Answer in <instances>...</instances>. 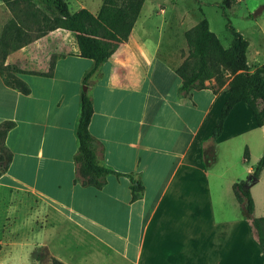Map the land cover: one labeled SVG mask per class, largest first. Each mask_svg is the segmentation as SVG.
Masks as SVG:
<instances>
[{
    "label": "crops",
    "instance_id": "obj_1",
    "mask_svg": "<svg viewBox=\"0 0 264 264\" xmlns=\"http://www.w3.org/2000/svg\"><path fill=\"white\" fill-rule=\"evenodd\" d=\"M146 3L127 40L87 81L93 60L79 56L73 32L40 34L41 25L30 19L23 41L7 35L4 59L0 53V129L5 121L13 126L0 138L11 154L0 177V235L9 232L4 223L18 231L40 206L46 223L69 240L54 250L47 241L38 245L65 264H264L251 229L216 236L198 224L211 218V206L195 190H209L210 165L226 125L233 117L255 122L248 105L239 102L213 139L229 78L181 89L177 69L189 54L184 33L202 18L212 31L214 18L198 6L218 13L222 0H149L144 12ZM225 11L247 42L246 63L253 71L264 64V0H234ZM12 17L0 1V39ZM230 36L225 45L217 36L224 48ZM7 76L13 85L4 81ZM83 92L92 100L88 128L98 162L114 171L100 187L82 184L74 162ZM135 183L142 185L136 199Z\"/></svg>",
    "mask_w": 264,
    "mask_h": 264
},
{
    "label": "trees",
    "instance_id": "obj_2",
    "mask_svg": "<svg viewBox=\"0 0 264 264\" xmlns=\"http://www.w3.org/2000/svg\"><path fill=\"white\" fill-rule=\"evenodd\" d=\"M3 1L13 11V17L5 24L0 39V53L3 59L8 52L7 35L11 34L13 41H23L26 22L32 19L41 25L37 29L40 34L56 28H63L74 33L79 56L93 60V67L85 75L84 81H87L100 64L108 60L119 43L127 40L144 2V0H103L94 14L85 7L71 12L66 0H43L50 14L42 12L41 20L38 21L39 16L34 11L30 12L27 7L21 11L15 10V6L23 0ZM24 1L31 3V0ZM233 1L222 0L221 7H230ZM222 14L226 17L224 9H222ZM227 26L232 34L228 48H224L217 36L209 29L206 18H202L192 28L185 31L184 36L189 47V54L177 69L182 79L181 89L183 91L192 87H202L204 81L210 78H215L219 84H223L229 78V95L220 109L218 122L213 128V139L221 134L230 110L239 102L248 105L257 126L264 125V64L249 71L245 54L247 42L229 22ZM20 46L19 43L13 45V48ZM52 67L53 63L50 65V68ZM9 68L6 66L2 69L8 70ZM227 74H229L228 77H226ZM8 76L4 78V81L13 85V80H10ZM21 89L24 92L27 91L23 84ZM92 112V100L83 92L76 128L78 148L74 155V162L82 184L100 187L106 175L114 171L98 162L96 141L88 128ZM12 126L11 121L1 124V140ZM10 160V152L4 146H0V177L7 171ZM263 168L264 149L254 167V175L258 177ZM132 191L133 198H138L142 185L135 183ZM233 193L245 213L251 215L254 212V202L247 183L235 182ZM251 222L256 230L258 242L264 250V216L252 218ZM51 264L65 263L52 257Z\"/></svg>",
    "mask_w": 264,
    "mask_h": 264
},
{
    "label": "rangeland",
    "instance_id": "obj_3",
    "mask_svg": "<svg viewBox=\"0 0 264 264\" xmlns=\"http://www.w3.org/2000/svg\"><path fill=\"white\" fill-rule=\"evenodd\" d=\"M0 1H2L3 5H6L3 0ZM66 1L71 12L82 7L96 12L103 0ZM188 1L196 4V0ZM149 5L148 0L144 12L147 11ZM26 7L30 12L34 11L39 16L38 21L41 20L42 12L50 14L47 4L43 0H31L30 4L24 0L20 1L19 5L15 6V10L21 11ZM198 7L207 13L209 12L214 18L212 31L220 38L222 44H227L231 37L227 23L230 22L229 19H233V14H228L225 11L226 7L222 8L220 6L221 10L218 13L214 12L215 9L213 7L203 3L199 4ZM222 9H224L226 17L222 14ZM263 149L264 126H257L247 116L237 120L233 117L229 121L225 128L224 137L215 151L216 160L210 165V174L208 176L209 190L207 193L195 190V197L202 200L209 199L211 206V218L209 217L207 220L198 223L201 228L216 236L232 232H236V235L239 236L245 233L246 229H251L258 242L256 230L252 226L251 219L264 216V168L259 172L258 180L251 185H247L254 202V212L251 215H247L235 199L233 184L235 182L247 183L248 175H254V167ZM212 154V144H209L206 148L207 162L211 160ZM249 166H252L253 169L247 173ZM201 177H203L202 174ZM198 182L196 180V183ZM1 196L6 198L8 195L3 193ZM39 208L35 209L36 213L34 215H28L19 223L18 231L11 230L10 226L12 224L10 221L4 223L5 228L3 229H9V232L0 235V264H51L53 256L46 248L38 244L47 241L54 250L59 249L60 244L64 240H69L66 236L62 238V232L53 230L46 223V217L42 213L40 206ZM201 228L196 227V229ZM54 231L56 235H53Z\"/></svg>",
    "mask_w": 264,
    "mask_h": 264
},
{
    "label": "water",
    "instance_id": "obj_4",
    "mask_svg": "<svg viewBox=\"0 0 264 264\" xmlns=\"http://www.w3.org/2000/svg\"><path fill=\"white\" fill-rule=\"evenodd\" d=\"M263 6H259L256 11L253 13V15L257 14L258 12H260V10H262ZM258 180V177L253 175V174H249L248 178H247V185H251L253 183H255Z\"/></svg>",
    "mask_w": 264,
    "mask_h": 264
}]
</instances>
